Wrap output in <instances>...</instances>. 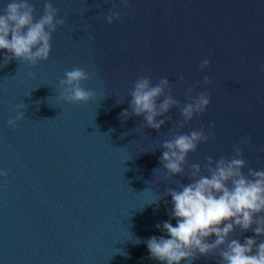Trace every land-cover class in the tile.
<instances>
[{"label": "water", "instance_id": "water-1", "mask_svg": "<svg viewBox=\"0 0 264 264\" xmlns=\"http://www.w3.org/2000/svg\"><path fill=\"white\" fill-rule=\"evenodd\" d=\"M9 2L0 0V12ZM29 2L38 20L49 0ZM50 2L65 20L50 57L0 67V169L8 172L0 177V264H161L145 242L164 235L156 228L170 219L164 193L191 183L192 164L230 159L251 137L240 145L243 171L264 168V0ZM113 10L121 16L110 24ZM204 59L211 63L202 70ZM75 67L89 73L82 86L95 95L86 102L60 98L59 80ZM144 76L153 85L167 77L180 102L158 130L143 116L121 118ZM188 88L193 97L209 92L211 104L181 128ZM18 111L24 118L10 127ZM200 129L214 138L189 153L185 173L166 179L163 142ZM156 195L163 198L150 204ZM253 236L232 233L241 242ZM220 259L202 255L192 264Z\"/></svg>", "mask_w": 264, "mask_h": 264}, {"label": "clouds", "instance_id": "clouds-1", "mask_svg": "<svg viewBox=\"0 0 264 264\" xmlns=\"http://www.w3.org/2000/svg\"><path fill=\"white\" fill-rule=\"evenodd\" d=\"M119 3L124 7L130 6L129 0H119ZM34 11L29 0H11L0 12V54L3 55L0 67L13 59L36 65L50 57L52 35L58 26L64 25L65 20L58 18V9L50 0L38 20ZM120 16V11L113 10L106 19L111 24ZM210 63L204 59L200 68L203 70ZM87 79L89 73L84 68L75 67L66 71L64 78L59 80L60 98L69 103L90 100L95 94L82 86ZM183 79L181 75L180 80ZM211 82L205 75L204 83ZM192 92L193 89L188 88L185 93L189 102L181 108L183 120L178 125L181 128L194 116L204 113L211 104L209 92H200L195 97ZM130 96L131 111L124 110L121 118L127 119L133 114L143 116L146 126L157 130L165 124L169 110L180 103L174 97L167 77L161 78L155 85L147 76L137 79ZM16 107L23 109L25 105L21 103ZM23 118L24 112L18 111L7 123L15 128L17 121ZM211 128H215V123ZM210 135L214 138V133L206 134L204 129H200L165 140L160 157L166 170L165 178L185 173L189 153L195 152L201 142H207ZM250 143L251 137L242 139L233 148L234 155L230 159L221 156L216 160L206 156V162L192 164L191 183L169 188L164 193L172 198L170 219L156 224L164 235H153L145 242L151 259L161 264H192L199 256L218 254L222 258L218 264H264V239H257L264 237V168H249L247 173L243 171L247 162L240 145L248 147ZM7 175V171L0 169V177ZM162 198L156 195L150 204L158 203ZM237 229L242 232L252 230L255 236L245 237L241 242L232 237ZM140 242L139 239L136 241Z\"/></svg>", "mask_w": 264, "mask_h": 264}]
</instances>
